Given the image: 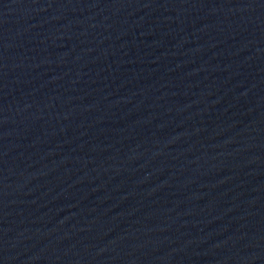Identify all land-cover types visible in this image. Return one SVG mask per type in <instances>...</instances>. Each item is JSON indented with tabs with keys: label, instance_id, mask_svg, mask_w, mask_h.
<instances>
[{
	"label": "water",
	"instance_id": "water-1",
	"mask_svg": "<svg viewBox=\"0 0 264 264\" xmlns=\"http://www.w3.org/2000/svg\"><path fill=\"white\" fill-rule=\"evenodd\" d=\"M0 264H264V0H0Z\"/></svg>",
	"mask_w": 264,
	"mask_h": 264
}]
</instances>
